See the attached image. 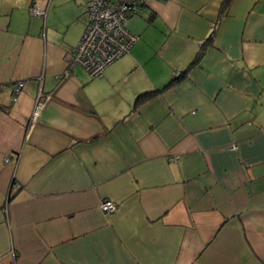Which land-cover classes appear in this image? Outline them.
I'll use <instances>...</instances> for the list:
<instances>
[{"label":"crops","instance_id":"0c3cea01","mask_svg":"<svg viewBox=\"0 0 264 264\" xmlns=\"http://www.w3.org/2000/svg\"><path fill=\"white\" fill-rule=\"evenodd\" d=\"M85 1L0 0V264H264V0H146L95 78Z\"/></svg>","mask_w":264,"mask_h":264},{"label":"built area","instance_id":"2783aa9c","mask_svg":"<svg viewBox=\"0 0 264 264\" xmlns=\"http://www.w3.org/2000/svg\"><path fill=\"white\" fill-rule=\"evenodd\" d=\"M145 1L87 0L85 27L79 41L66 58L67 69L74 64H80L91 78H95L101 76L109 64L128 53L136 35L129 31L126 20L138 11ZM31 12L45 16L46 9L32 7ZM22 85V81L17 82L15 92L19 91ZM41 96L40 91L32 110V121L39 116L46 100V96L43 99ZM8 159V155L4 157V160ZM99 206L104 212H113L117 207L116 203L108 198L102 199Z\"/></svg>","mask_w":264,"mask_h":264},{"label":"trees","instance_id":"16d2710c","mask_svg":"<svg viewBox=\"0 0 264 264\" xmlns=\"http://www.w3.org/2000/svg\"><path fill=\"white\" fill-rule=\"evenodd\" d=\"M231 1L232 0H222L221 6H220V12L221 13L225 12L226 8L229 6ZM214 33H215V30H212L210 32V34L205 38V40L200 43L201 48H203V47L205 48L208 44H210L212 42V40L214 38ZM197 59H198V57H195L194 60L190 64H188V66L186 68L180 70L177 74L174 75V77L169 79L162 86L147 89V90H144V91L138 93L136 98H135V101H134V107H137V106L145 103L146 101H148L152 97L158 95L164 89L168 88L169 86H171V85L175 84L176 82L180 81L181 79H183V77L186 76L187 71L189 70L191 65L194 64L193 62L196 61Z\"/></svg>","mask_w":264,"mask_h":264},{"label":"bare ground","instance_id":"6f19581e","mask_svg":"<svg viewBox=\"0 0 264 264\" xmlns=\"http://www.w3.org/2000/svg\"><path fill=\"white\" fill-rule=\"evenodd\" d=\"M143 3H144V2H143ZM143 3H142V4H143ZM133 34H134V33H133ZM135 35H136V34H135ZM137 38H138V36L136 35V40H137ZM136 40H135V41H136ZM135 41H134V42H135ZM132 45H133V44H132Z\"/></svg>","mask_w":264,"mask_h":264},{"label":"rangeland","instance_id":"374dc122","mask_svg":"<svg viewBox=\"0 0 264 264\" xmlns=\"http://www.w3.org/2000/svg\"><path fill=\"white\" fill-rule=\"evenodd\" d=\"M85 3H86V1H85ZM85 7H86V4H85ZM85 16H86V14H85ZM86 19H87V17H86Z\"/></svg>","mask_w":264,"mask_h":264}]
</instances>
